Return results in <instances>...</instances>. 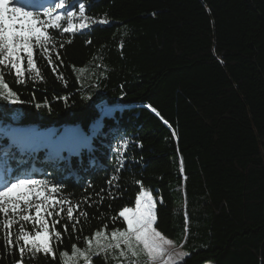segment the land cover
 Returning a JSON list of instances; mask_svg holds the SVG:
<instances>
[{"label":"trees","instance_id":"obj_1","mask_svg":"<svg viewBox=\"0 0 264 264\" xmlns=\"http://www.w3.org/2000/svg\"><path fill=\"white\" fill-rule=\"evenodd\" d=\"M84 2L88 16L109 23L53 33L64 43L63 80L39 56L42 82L5 76L24 103L0 101V167L63 184L88 213L76 233L69 226L55 260L25 264H61L59 252L83 248L104 224L124 227L110 217L134 207L141 190L157 201L155 227L183 242L180 264H264V0ZM45 100L51 111L35 107ZM101 104L113 110L102 114ZM66 126L78 132L54 146ZM34 127L48 130L38 143ZM124 139V167L109 185ZM17 259L0 243V264Z\"/></svg>","mask_w":264,"mask_h":264},{"label":"snow or ice","instance_id":"obj_2","mask_svg":"<svg viewBox=\"0 0 264 264\" xmlns=\"http://www.w3.org/2000/svg\"><path fill=\"white\" fill-rule=\"evenodd\" d=\"M87 7L84 0H49L48 3L30 4L0 0V101L13 105L24 103L5 80L6 75L12 76L16 84L44 80L37 56L57 74L58 79H64L57 65V61L63 63L59 49L64 43L58 42L53 33L62 39L64 33L74 35L91 29L93 25L109 23L107 19L88 16ZM67 42L71 43L70 40ZM62 99L66 101L67 97ZM35 107H49V104L45 100ZM151 110L156 112L154 108ZM129 143L124 139L115 149L117 167L107 181L109 185L119 179L117 174L124 167V153ZM137 146L142 145L138 143ZM135 183L143 189L141 181ZM88 187L91 188L92 184L89 183ZM63 188V184L13 174L6 166L0 167V243L6 252H18L19 259L14 264H25L26 259H35L41 254L55 260L57 247L63 242L64 235L69 234V226L72 233H76L81 218L87 220L88 213L81 210V201H72L63 195ZM97 196L102 202L100 193ZM89 201L91 197H86L85 202ZM156 204L150 192L141 190L134 207L125 206L118 215L110 217L113 224L122 221L124 227L109 231L108 225L104 224L90 236L83 237V248L73 244L70 253L67 250L59 252L61 264H80L81 261L82 264H92L94 257H103L105 264L109 259L114 264H180L188 254L179 250L183 242L177 245L155 227ZM61 220L65 222L61 224ZM58 224L63 231L57 229ZM80 239L77 236V240Z\"/></svg>","mask_w":264,"mask_h":264},{"label":"rangeland","instance_id":"obj_3","mask_svg":"<svg viewBox=\"0 0 264 264\" xmlns=\"http://www.w3.org/2000/svg\"><path fill=\"white\" fill-rule=\"evenodd\" d=\"M19 2L22 4H30L33 3L34 0H19ZM46 3L49 2V0L45 1ZM36 3H39L36 1ZM99 110L101 113H106L108 114L110 112L109 106L106 104H101L99 106ZM14 131H18V130H14ZM78 132V129L76 126H66L63 128V130L61 132H59L58 134L55 135V138H53L52 143L54 146H59L60 145V141L65 140V143L68 144L71 139L73 138V136ZM43 134L41 135H36L34 142H38L40 141L46 133V131L42 132ZM205 264H211V263H205Z\"/></svg>","mask_w":264,"mask_h":264}]
</instances>
